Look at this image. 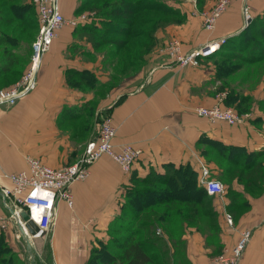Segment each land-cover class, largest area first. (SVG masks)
<instances>
[{"label":"crops","instance_id":"0c3cea01","mask_svg":"<svg viewBox=\"0 0 264 264\" xmlns=\"http://www.w3.org/2000/svg\"><path fill=\"white\" fill-rule=\"evenodd\" d=\"M59 1L65 18L86 15L75 13L78 0ZM215 1H168L182 20L158 28L142 66L116 79L113 68L103 66L104 52H97L86 36L74 32L76 26L65 25L43 56L35 88L14 105L0 106L1 171L26 168L28 155L52 167L75 162L108 115L116 129L113 143L139 150L129 173L108 156L100 157L86 179L72 184L73 206L58 201L55 224L47 232L57 264H84L91 248L107 241L126 191L140 185L137 179L152 171L163 173L168 164L189 165L198 185L206 167L210 177L224 186L221 195L207 193L213 214L202 219V228L182 223L186 264H211L215 255L232 249L244 230L250 231V239L240 264H264L263 76L244 77L249 69H242L225 84L216 76L215 53L202 58L198 66H179L160 51L172 39L179 40L181 51L187 52L212 39L225 37L227 41L245 28L237 1L227 5L212 29L204 28L200 12ZM23 2L32 4L31 0ZM248 5L250 21L264 17V0H250ZM34 12L36 16L35 8ZM86 20L78 25L90 22ZM13 54L22 56V68L13 62ZM30 55L22 41L11 53H4L0 45V88L20 79ZM75 72H89L94 85L81 79L79 85L68 82V73ZM219 99L222 105L245 114L243 122L229 125L196 114V107L213 106ZM252 158L251 167L243 172L240 165ZM229 159H237V164L231 165ZM232 168H238V173ZM0 183L7 182L0 179ZM0 203L4 206L1 194Z\"/></svg>","mask_w":264,"mask_h":264},{"label":"trees","instance_id":"16d2710c","mask_svg":"<svg viewBox=\"0 0 264 264\" xmlns=\"http://www.w3.org/2000/svg\"><path fill=\"white\" fill-rule=\"evenodd\" d=\"M168 1L78 0L75 13L90 10L93 15L85 12L90 22L77 25L74 32L86 36L94 50L104 52L103 66L112 67V78L116 79L117 75L142 66L158 28L182 20L178 9ZM36 32L33 4L0 0V45L4 53H11L22 41L26 55H30ZM13 58L22 68V56L13 54ZM214 62L216 76L225 84L242 69H249L244 77L253 73L259 78L263 76L264 83V17L252 19L221 45L214 54ZM67 76L74 85L81 84L80 79L90 85L95 82L89 72ZM242 154L246 155L244 151ZM229 160L231 165L237 164V159ZM253 161L249 159L239 167L245 172ZM231 171L238 173V168ZM137 181L140 185L126 191L121 214L110 223L107 241L93 246L84 264H186L180 236L182 223L202 228V219L213 214L210 196L202 184L198 185L195 170L189 165L168 164L163 173L152 171ZM0 264H20L2 235Z\"/></svg>","mask_w":264,"mask_h":264},{"label":"built area","instance_id":"2783aa9c","mask_svg":"<svg viewBox=\"0 0 264 264\" xmlns=\"http://www.w3.org/2000/svg\"><path fill=\"white\" fill-rule=\"evenodd\" d=\"M232 1L241 4L244 26L247 25L251 18L248 5L250 0H216L208 10L200 12L204 18V28L212 29L215 21ZM31 2L36 11L37 32L31 43L29 66L13 86L0 88V106L14 105L18 99L35 88L36 75L43 56L50 49L58 31L65 25L75 27L80 21L87 18L85 14H81L77 18H65L61 12L59 0H31ZM225 42L226 38L220 37L187 52H182L180 41L172 39L163 45L160 51L168 56L171 63H176L179 66H198L202 58L214 54ZM223 95L220 94V98ZM195 112L210 121H224L229 125L243 122L246 116L237 113L231 107L222 105L221 99L210 107H196ZM115 133V126L111 116L108 115L100 122L97 135L84 144L82 153L75 162L52 167L40 159L28 155L26 168L14 172L0 170V179L7 182L6 184L0 183V194L4 206L9 211V215L0 219V222L13 223L17 229L21 225L29 234L30 239L38 238L49 232L54 226L58 201H64L69 208L73 206L72 184L86 179L90 173V166L100 157L108 156L119 165L124 173H129L138 158L139 150L131 145L116 146L113 143ZM200 182L208 194L221 195L224 193L221 181L211 178L206 167L202 168ZM21 211L27 212V221L20 216ZM226 221L231 223L229 214H226ZM29 222H32L37 228L34 234H30L27 229ZM19 234L21 235L20 231ZM249 239L250 231H242L232 249L228 253L222 252L215 255L211 259V264H240Z\"/></svg>","mask_w":264,"mask_h":264},{"label":"rangeland","instance_id":"374dc122","mask_svg":"<svg viewBox=\"0 0 264 264\" xmlns=\"http://www.w3.org/2000/svg\"><path fill=\"white\" fill-rule=\"evenodd\" d=\"M85 12H88L89 14L93 15L91 13L92 11L90 10ZM6 217L7 209L0 203V219H4ZM2 222L6 223L0 224V235H2L10 244V247L15 252V255L18 258L20 264H57L56 260H54V253L52 250L51 243L52 237L50 233L43 234L42 236L35 239L32 238V249L29 250L27 249V242L25 238L19 234L16 225L10 222L7 223V221Z\"/></svg>","mask_w":264,"mask_h":264},{"label":"water","instance_id":"95a60500","mask_svg":"<svg viewBox=\"0 0 264 264\" xmlns=\"http://www.w3.org/2000/svg\"><path fill=\"white\" fill-rule=\"evenodd\" d=\"M249 21H248V23H249ZM20 216L22 217L23 220H25V221L28 220V214L26 211H21ZM18 229H19L21 235L25 238V240L27 242V249L31 250L32 249L31 243H30V240L26 237V236H28L26 231L24 230V228L21 225L18 226ZM27 229L30 232V234H34L37 228L32 222H29L27 225Z\"/></svg>","mask_w":264,"mask_h":264},{"label":"bare ground","instance_id":"6f19581e","mask_svg":"<svg viewBox=\"0 0 264 264\" xmlns=\"http://www.w3.org/2000/svg\"><path fill=\"white\" fill-rule=\"evenodd\" d=\"M27 235H28V234H27ZM26 237H27V238L30 240V243H32V242H31V239L29 238V235H28V236H26ZM32 255H33V254H32Z\"/></svg>","mask_w":264,"mask_h":264}]
</instances>
